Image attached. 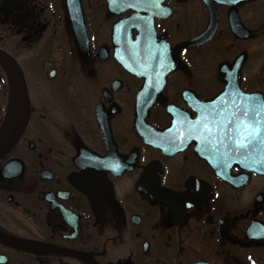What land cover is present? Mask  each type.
<instances>
[{
	"label": "flooded vegetation",
	"instance_id": "1",
	"mask_svg": "<svg viewBox=\"0 0 264 264\" xmlns=\"http://www.w3.org/2000/svg\"><path fill=\"white\" fill-rule=\"evenodd\" d=\"M263 46L264 0H0V264H264Z\"/></svg>",
	"mask_w": 264,
	"mask_h": 264
},
{
	"label": "water",
	"instance_id": "2",
	"mask_svg": "<svg viewBox=\"0 0 264 264\" xmlns=\"http://www.w3.org/2000/svg\"><path fill=\"white\" fill-rule=\"evenodd\" d=\"M120 62L123 65L128 66L127 58H120ZM17 93H18L17 96H22L24 99H25V97H27L24 85L22 86V88H20L18 86ZM244 96L247 99V106L248 107L255 105L254 102H255V98L257 97V94H254V93L244 94L243 93V97ZM22 105L28 106V103L24 102V103H22ZM258 106H260V105L258 104ZM263 109H264V104H263ZM27 118H28L27 115L24 117H19L18 115H16V113H14V115L12 116L8 126L0 135V148L5 147V146L6 147L12 146L18 140V138L20 137V135L22 134V132L24 130V127H25L26 122H27ZM257 120H259V121L261 120V122L263 124V129H264V110L262 113L258 114ZM248 156L252 158V161L250 164V166H252V167L249 166L248 169L255 171V172H263L264 173V164H263L264 163V150H262V152H257V153H248Z\"/></svg>",
	"mask_w": 264,
	"mask_h": 264
},
{
	"label": "rangeland",
	"instance_id": "3",
	"mask_svg": "<svg viewBox=\"0 0 264 264\" xmlns=\"http://www.w3.org/2000/svg\"><path fill=\"white\" fill-rule=\"evenodd\" d=\"M263 50H264V46H263Z\"/></svg>",
	"mask_w": 264,
	"mask_h": 264
},
{
	"label": "snow or ice",
	"instance_id": "4",
	"mask_svg": "<svg viewBox=\"0 0 264 264\" xmlns=\"http://www.w3.org/2000/svg\"><path fill=\"white\" fill-rule=\"evenodd\" d=\"M249 139H251V137H249Z\"/></svg>",
	"mask_w": 264,
	"mask_h": 264
}]
</instances>
